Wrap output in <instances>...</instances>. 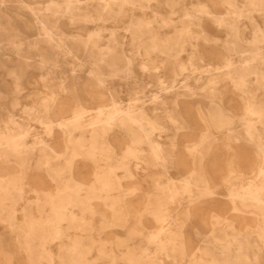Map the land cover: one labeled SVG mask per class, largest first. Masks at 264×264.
I'll list each match as a JSON object with an SVG mask.
<instances>
[{
	"label": "rangeland",
	"instance_id": "374dc122",
	"mask_svg": "<svg viewBox=\"0 0 264 264\" xmlns=\"http://www.w3.org/2000/svg\"><path fill=\"white\" fill-rule=\"evenodd\" d=\"M0 264H264V0H0Z\"/></svg>",
	"mask_w": 264,
	"mask_h": 264
},
{
	"label": "bare ground",
	"instance_id": "6f19581e",
	"mask_svg": "<svg viewBox=\"0 0 264 264\" xmlns=\"http://www.w3.org/2000/svg\"><path fill=\"white\" fill-rule=\"evenodd\" d=\"M190 77V76H189ZM173 90V89H172ZM157 98V97H156ZM136 107V106H135ZM235 203V202H234Z\"/></svg>",
	"mask_w": 264,
	"mask_h": 264
}]
</instances>
